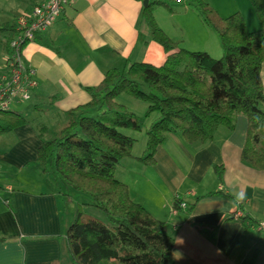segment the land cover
Returning a JSON list of instances; mask_svg holds the SVG:
<instances>
[{"label":"crops","instance_id":"0c3cea01","mask_svg":"<svg viewBox=\"0 0 264 264\" xmlns=\"http://www.w3.org/2000/svg\"><path fill=\"white\" fill-rule=\"evenodd\" d=\"M45 1L0 0V25L16 27ZM144 1L73 0L25 47L23 59L36 71L38 86L17 104L28 123L0 136V264H71L66 234L84 205L76 200L78 192L42 172V142L31 122L37 119L56 132L66 112L91 101L85 88L99 86L108 71L134 62H165L166 52L143 23ZM182 12L197 15L189 7ZM200 22L199 31L205 32ZM11 36L0 33V81L9 74ZM197 49L213 55L203 46ZM262 81L264 86V64ZM152 123L130 134L136 139L133 157L122 160L116 178L129 186L135 202L166 223V233L175 239L174 264H264V231L253 228L247 234L241 221L248 213L264 223V170L242 161L246 116L238 115L233 131L220 128L206 143H187L171 134L158 148L155 164L147 165L140 158ZM178 199L194 208L174 211ZM66 203L74 209L68 216ZM86 203L90 206V200Z\"/></svg>","mask_w":264,"mask_h":264},{"label":"trees","instance_id":"16d2710c","mask_svg":"<svg viewBox=\"0 0 264 264\" xmlns=\"http://www.w3.org/2000/svg\"><path fill=\"white\" fill-rule=\"evenodd\" d=\"M250 2L260 23L257 31L248 29L240 12L223 17L206 0L175 1L219 35L223 57L217 59L205 50L181 47L155 16L156 7L176 11L173 5L150 0L142 20L153 42L166 52L165 62H134L108 71L99 86L85 88L91 101L66 112L67 120L56 132L37 119L31 122L42 142V172L89 196L90 206L106 218L77 213L66 234L71 264H174L175 239L166 233V223L135 202L129 186L116 178L122 160L133 157L136 139L127 132L143 128L139 117L118 102L124 94L148 104L146 117L159 114L146 130L143 163L155 164L158 148L171 134L187 143H206L220 128L233 131L242 114L248 119L242 161L264 170V0ZM5 32L12 33L10 51L16 27L0 25V33ZM26 123L19 112L2 111L0 136ZM216 171L222 175L221 168ZM187 205L191 211L195 204ZM241 221L247 234L261 224L248 213Z\"/></svg>","mask_w":264,"mask_h":264},{"label":"rangeland","instance_id":"374dc122","mask_svg":"<svg viewBox=\"0 0 264 264\" xmlns=\"http://www.w3.org/2000/svg\"><path fill=\"white\" fill-rule=\"evenodd\" d=\"M169 4L173 5V8L176 11H170L169 9L163 7V6H158L155 9V16L158 21V23L162 26H164V30L167 32V34L175 39L176 41H181L180 46L188 49V50H200L197 48H207V50H212L213 55L214 52H220V39L219 35L216 32H213L209 27L205 28V32L199 31V28L201 27L200 21L201 19L198 18L197 15L190 14L187 16L185 13L182 12V9L185 8L186 6L184 5H177L174 0H167ZM210 6L215 8L219 14L223 17H227L231 14H234L236 12H240L247 23V27L250 31H257L260 29V23L258 20V17L255 13V10L250 2V0H206ZM179 10V11H178ZM208 52V51H207ZM209 53V52H208ZM217 54V57L214 58H222L223 57V52ZM25 101V100H24ZM23 102V101H22ZM118 102L126 106L130 111L135 113L139 119L141 120L142 127H144L146 124L149 122H154L158 117L159 114H153L150 117H146V112L148 109V104L139 100H136L129 95H122L119 97ZM21 103V102H18ZM15 102L12 106V110H20L17 109L18 104ZM29 104V103H27ZM26 105V103L24 104ZM151 119V120H150ZM143 129V128H142ZM126 132V130H125ZM129 135L137 132L133 131H128L127 132ZM139 137H142L139 136ZM48 179H55L53 174H50L47 176ZM71 193H77L75 190H70ZM80 197H78L77 202L84 205L85 211L93 216H97L99 219L106 221V218L104 214L97 210L96 208L92 206H86V202L88 200L91 201L90 197L81 194ZM74 210L68 203H66V210H65V215L68 216L70 213ZM73 224V223H72Z\"/></svg>","mask_w":264,"mask_h":264},{"label":"built area","instance_id":"2783aa9c","mask_svg":"<svg viewBox=\"0 0 264 264\" xmlns=\"http://www.w3.org/2000/svg\"><path fill=\"white\" fill-rule=\"evenodd\" d=\"M72 3L73 0H46L35 6L30 15L17 21L15 35L10 41V55L7 61L9 74L0 81V112L10 110L15 102L27 100L38 86L37 73L26 65L23 51L28 44L35 42L40 34L54 25ZM187 206V203L182 201L174 211L185 209ZM241 215L238 213L236 216L240 218ZM258 230L264 231V223L259 225Z\"/></svg>","mask_w":264,"mask_h":264},{"label":"water","instance_id":"95a60500","mask_svg":"<svg viewBox=\"0 0 264 264\" xmlns=\"http://www.w3.org/2000/svg\"><path fill=\"white\" fill-rule=\"evenodd\" d=\"M149 2H150V0H145V1H144V7H145V8L149 5Z\"/></svg>","mask_w":264,"mask_h":264}]
</instances>
